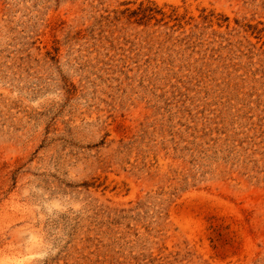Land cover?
Masks as SVG:
<instances>
[{
  "label": "rangeland",
  "instance_id": "374dc122",
  "mask_svg": "<svg viewBox=\"0 0 264 264\" xmlns=\"http://www.w3.org/2000/svg\"><path fill=\"white\" fill-rule=\"evenodd\" d=\"M264 264V0H0V264Z\"/></svg>",
  "mask_w": 264,
  "mask_h": 264
},
{
  "label": "bare ground",
  "instance_id": "6f19581e",
  "mask_svg": "<svg viewBox=\"0 0 264 264\" xmlns=\"http://www.w3.org/2000/svg\"><path fill=\"white\" fill-rule=\"evenodd\" d=\"M20 264V263H19ZM23 264V263H22Z\"/></svg>",
  "mask_w": 264,
  "mask_h": 264
}]
</instances>
